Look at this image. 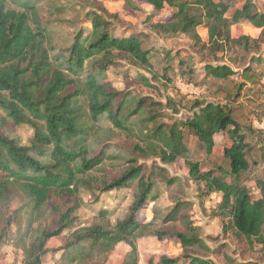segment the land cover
<instances>
[{
  "label": "trees",
  "instance_id": "trees-1",
  "mask_svg": "<svg viewBox=\"0 0 264 264\" xmlns=\"http://www.w3.org/2000/svg\"><path fill=\"white\" fill-rule=\"evenodd\" d=\"M42 1L0 0V109L16 125H29L34 131L29 145L22 144L17 135L0 132V215L17 193L23 194L30 204L24 233L30 231L34 235L22 247V263L42 264L49 251L47 241L69 230L75 222L79 205L74 203L62 210L54 200H75L81 189L94 195L95 191L106 193L134 183L133 202L122 220L113 226L106 222L82 227L70 234L65 245L57 250L62 251L68 264H77L87 255L106 259L121 242L130 248L128 256L136 258L137 238L146 235L158 240L175 237L184 250L205 247L198 229L188 220L185 232L154 229L155 219L163 224L179 220L186 202L176 201L163 217L160 209L153 207L152 221L138 220L140 209L152 198L154 183L143 174L138 156H122L116 147L105 143L113 132L102 127L104 120L110 121L119 133L141 137L142 144L134 146L140 156H157L164 163L184 158L191 180L200 186L201 198L221 194L213 215L227 218L236 234L249 243L264 242V179L256 180V198L239 182L250 167L249 145L232 109L195 100V110L184 121L148 128L155 117L146 109L148 102L124 95L117 100L121 92L106 76L116 56L145 69L151 66L149 50L144 49L140 36H114L101 14L91 11L85 14L91 28H79L70 46L56 50L51 33L39 16ZM138 1L148 3L155 11L166 7L171 11L167 21L155 24L164 33H182L199 42L196 28L205 26L207 43L214 49L248 42L247 37L231 36L233 24L246 21L264 34V12H258L252 0ZM255 61L264 63L259 58ZM204 69L205 76L215 80L227 79L234 73L227 65L207 64ZM244 71L249 74L252 69ZM5 117H0V124L8 123ZM184 129L198 138L206 154L212 153L214 136L225 132L231 142L222 152L227 168L218 166L217 171H202L198 162L188 160L190 151L184 142ZM106 159L116 161L123 169L108 180H97L89 172ZM226 174L232 176L231 181ZM47 209L56 215L53 225L34 227L36 217ZM18 213L13 210L7 218V228L0 229V253L11 239L8 230ZM183 258L186 264H215L209 258L188 253ZM147 264H178V259L161 255Z\"/></svg>",
  "mask_w": 264,
  "mask_h": 264
},
{
  "label": "rangeland",
  "instance_id": "rangeland-1",
  "mask_svg": "<svg viewBox=\"0 0 264 264\" xmlns=\"http://www.w3.org/2000/svg\"><path fill=\"white\" fill-rule=\"evenodd\" d=\"M252 1L258 12H264V0ZM237 5L240 6L241 3L238 2ZM58 8L63 9L58 11ZM91 11L101 14L114 36L138 35L144 49L149 50L151 66L146 69L120 56H116L114 64L108 67L107 80L121 92L117 100L123 95L127 99H145L148 102L146 109L155 116L154 122L148 128L153 124L170 125L184 121L195 110L192 108L195 100L220 103L231 108L232 115L243 128L249 145L247 157L250 167L240 176L239 182L248 187L252 197H259L256 180L264 179V131L258 129L264 119V63L256 62L255 59L264 61V34L261 29L246 21L233 24L230 27L231 36L247 37L248 42L241 41L237 45L229 43L222 49H214L207 43L208 33L205 26L196 28L199 42L182 33L170 34L158 29L155 24L167 21L171 15L167 7L155 11L148 3L138 0H43L39 3V16L46 23L56 50L70 46L79 28H91L85 16ZM207 64L227 65L234 73L227 79L215 80L205 76L204 66ZM245 68H251L252 72L245 73ZM0 117H5L1 109ZM5 118L8 123L0 124V132L17 135L22 144L29 145L33 138V129L25 124L16 125L9 118ZM102 127L113 132L105 143L116 147L122 156H138L137 162L142 166L143 174L154 183L152 198L140 209L138 220L141 223L152 221L153 207L160 209L163 217L176 201L186 202L179 220L163 224L160 219H155L154 229L170 233L185 232V220H188L198 229L205 247L194 246L184 250L175 237L158 240L153 235H146L137 238L135 259L128 256L130 248L121 242L106 259L87 255L77 264H95L96 261L103 264H147L150 259L156 261L161 255L177 258L178 264H186L184 253L209 258L215 264H264V242L249 243L236 234L227 218L213 215L221 200V194L212 193L201 198L198 191L200 186L191 180L184 158L178 157L173 162L164 163L157 156H140L134 146L142 144L141 137L119 133L108 120H104ZM183 132L184 142L190 151L188 160L198 162L202 171H217L218 166L227 168L222 152L231 142L225 132L214 136L215 144L211 154L205 153L198 138L191 131L184 129ZM122 169L123 166L116 161L106 159L89 174L97 180H108L118 175ZM226 179L231 181L232 176L226 174ZM135 188L134 183L129 188L106 193L95 191L94 195L81 189L75 200H54L62 210L74 203L79 207L72 227L47 241L49 251L43 257L42 264H68L66 258L61 256L62 251L57 250L65 245L74 230L106 222L113 226L122 220L133 202ZM29 206L27 198L17 193L0 215V229L7 228V218L13 210L19 211L9 227L11 239L2 247L0 264H23L22 247L27 246L34 235L30 231L24 233L28 220L26 210ZM55 216L54 212L47 209L36 217L34 227L53 225Z\"/></svg>",
  "mask_w": 264,
  "mask_h": 264
},
{
  "label": "built area",
  "instance_id": "built-area-1",
  "mask_svg": "<svg viewBox=\"0 0 264 264\" xmlns=\"http://www.w3.org/2000/svg\"><path fill=\"white\" fill-rule=\"evenodd\" d=\"M258 129L264 131V119L262 120V123L258 126Z\"/></svg>",
  "mask_w": 264,
  "mask_h": 264
}]
</instances>
